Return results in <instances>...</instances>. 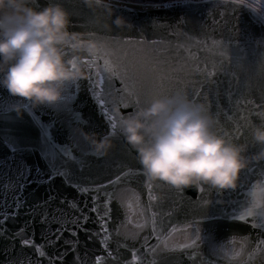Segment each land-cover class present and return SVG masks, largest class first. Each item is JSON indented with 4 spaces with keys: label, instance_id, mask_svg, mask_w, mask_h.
Masks as SVG:
<instances>
[{
    "label": "water",
    "instance_id": "95a60500",
    "mask_svg": "<svg viewBox=\"0 0 264 264\" xmlns=\"http://www.w3.org/2000/svg\"><path fill=\"white\" fill-rule=\"evenodd\" d=\"M59 2L70 33L104 46L81 54L87 78L64 82L54 104L33 106L0 87V264H264V253L253 258L264 247V161L244 169L234 190L178 195L147 179L120 120L112 129L101 108L119 117L135 110L129 81L105 62L134 66L145 85L171 78V91L209 105L218 131L251 143V128L243 137L236 128L258 123L264 111V13L239 0ZM118 15L127 21L121 27ZM91 134L111 136L107 155L93 151ZM129 167L139 175L126 178ZM106 192L117 198L111 217L100 219Z\"/></svg>",
    "mask_w": 264,
    "mask_h": 264
},
{
    "label": "clouds",
    "instance_id": "9594fccd",
    "mask_svg": "<svg viewBox=\"0 0 264 264\" xmlns=\"http://www.w3.org/2000/svg\"><path fill=\"white\" fill-rule=\"evenodd\" d=\"M102 2L84 0L90 8ZM239 2L264 9V0ZM113 23L121 27L127 21L118 15ZM71 25L59 0L43 6L39 0H0V87L33 106L50 105L61 98L64 82L87 78L81 54L95 55L104 45L70 33ZM120 132L150 182L179 190H234L244 169L264 161V118L251 128V143L237 142L217 130L209 105L184 89L141 102L121 117ZM88 139L101 156L113 147L110 135Z\"/></svg>",
    "mask_w": 264,
    "mask_h": 264
},
{
    "label": "snow or ice",
    "instance_id": "6c2138e0",
    "mask_svg": "<svg viewBox=\"0 0 264 264\" xmlns=\"http://www.w3.org/2000/svg\"><path fill=\"white\" fill-rule=\"evenodd\" d=\"M139 2V0H138ZM172 2V0H170V3ZM169 3V4H170ZM169 4H162V7H166ZM119 7H124L127 8V4L120 6L118 5L117 8ZM235 28V25H234ZM105 32H111L114 31L108 24H104L103 28H102ZM118 31V30H117ZM101 50H103V48H101ZM105 68L108 69V71L112 72L113 74H119L121 76L124 77V79L126 81H129L127 88L125 89V91L127 92V99L131 100L132 97H136L135 101H134V106H138L141 102L144 101L145 97L147 95L150 94H165L170 92L172 89L170 88V85L172 84V80L171 78H165L164 76H160L159 80L157 81V79L155 77H152L149 81V85H145L144 84V80L143 78H141L138 73H137V69L133 66V67H129L127 65L123 66V69L121 70V66H117V67H112L107 61L105 62ZM260 70L261 73H264V60L261 61L260 63ZM262 89H264V85L261 86ZM150 88L151 91H148L147 89ZM123 107L127 108L130 105L129 104H123ZM261 107H264V105H262ZM101 108L105 113V116L111 126L112 129L116 128V124L113 122L114 120H121V117L117 116L115 113H113L112 115H108V111H110V109H105L104 107V103L101 102ZM257 116L261 119L264 118V111H260L257 112ZM231 119V118H229ZM247 121V117L244 118ZM244 127L243 125H238L236 128V131L240 133V136L243 137V135L246 133L248 128H252L253 124L248 121L247 122V126L244 127V132H240V128ZM232 138H236L235 136H233ZM126 178H131V177H135L137 175H139V173L133 171L131 169V167H129V170L127 172H125L123 174ZM118 180L120 179V177L117 178ZM92 189L89 188H85V187H81L80 191L82 192H87V191H91ZM96 191H99V189H96ZM182 190L177 189V194L179 195L181 193ZM199 191L201 193L204 192V188H200ZM106 196L108 197V200L106 201L105 207H104V216L100 217V219H105L106 217H111L112 215V202L113 200H115L117 197L115 196L114 193H105ZM95 202V201H94ZM205 203H207V201H205ZM93 211H98L97 208H94ZM249 216L252 215V212L248 213ZM238 219L241 220H245L247 219V217H236ZM85 219H87L85 217ZM255 226V225H254ZM101 227L104 229L105 232H107V227L106 225H101ZM198 240L200 239V237L197 238ZM25 244H27V242H25ZM261 244H264V241L261 242ZM165 253L168 251V249L164 250ZM264 253V247L259 248L258 252H254L253 253V258H256V256L258 254ZM44 254L41 253V256H43ZM109 255H111V253H109ZM99 259V258H98ZM117 264H119V261L117 260Z\"/></svg>",
    "mask_w": 264,
    "mask_h": 264
},
{
    "label": "rangeland",
    "instance_id": "374dc122",
    "mask_svg": "<svg viewBox=\"0 0 264 264\" xmlns=\"http://www.w3.org/2000/svg\"><path fill=\"white\" fill-rule=\"evenodd\" d=\"M130 1H138V0H130ZM170 0H139V2H166ZM172 1H178V0H172ZM261 12L264 13L263 10L259 9Z\"/></svg>",
    "mask_w": 264,
    "mask_h": 264
},
{
    "label": "bare ground",
    "instance_id": "6f19581e",
    "mask_svg": "<svg viewBox=\"0 0 264 264\" xmlns=\"http://www.w3.org/2000/svg\"><path fill=\"white\" fill-rule=\"evenodd\" d=\"M253 2H254V0H253ZM261 10H263V11H264V9H261Z\"/></svg>",
    "mask_w": 264,
    "mask_h": 264
}]
</instances>
